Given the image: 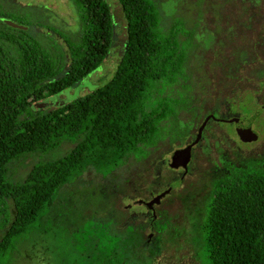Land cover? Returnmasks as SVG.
<instances>
[{"label":"rangeland","instance_id":"rangeland-1","mask_svg":"<svg viewBox=\"0 0 264 264\" xmlns=\"http://www.w3.org/2000/svg\"><path fill=\"white\" fill-rule=\"evenodd\" d=\"M106 1L113 20L109 53L79 82L47 96L44 100L53 104L38 110L89 93L115 72L125 45L126 21L118 0ZM157 1L164 30L177 21L184 30L180 40L191 44L185 65L188 108L177 115L180 123H188V133L165 136L145 156L130 157L111 171L90 168L65 184L35 228L0 254V264H104L105 253L115 249L127 251L123 257L118 254L123 264H204L197 227L212 167L223 154L237 162L264 152V107L258 108L264 103V83L257 76L264 64V0ZM19 18L31 25L19 23ZM5 24L30 28L42 44L56 45L64 53L63 35L75 39L80 32L71 0H0V29L11 31ZM253 113L256 134L243 138L231 118ZM207 115L213 116L191 149L186 169L171 167L174 151L194 139ZM75 142L66 138L46 154L13 162L11 176L24 177L34 162L62 156ZM167 187L170 191L152 209L147 206L145 201Z\"/></svg>","mask_w":264,"mask_h":264},{"label":"trees","instance_id":"trees-1","mask_svg":"<svg viewBox=\"0 0 264 264\" xmlns=\"http://www.w3.org/2000/svg\"><path fill=\"white\" fill-rule=\"evenodd\" d=\"M71 1L80 32L75 39L63 35L65 53L42 44L30 28L0 29V254L30 233L63 186L83 172L114 170L145 156L165 136L188 133L177 115L188 108L191 44L180 40L184 30L177 21L164 30L157 0H118L126 40L105 83L58 107L35 109L36 102L87 76L110 51L108 2ZM19 23L31 25L27 18ZM257 76L264 83V64ZM66 138L76 141L66 154L34 162L24 177L13 179V162L46 154ZM210 175L196 240L204 264H264V152L237 162L223 154ZM126 253L107 251L104 264H123L118 254Z\"/></svg>","mask_w":264,"mask_h":264},{"label":"water","instance_id":"water-1","mask_svg":"<svg viewBox=\"0 0 264 264\" xmlns=\"http://www.w3.org/2000/svg\"><path fill=\"white\" fill-rule=\"evenodd\" d=\"M53 104L48 102L47 100H40L38 102L35 103V108H41V107H48V105ZM210 116H206L202 122L200 123V125L198 126L197 130H196V134L194 139L187 145H185L183 148L181 149H177L174 151L171 160L169 162V165L173 168H179L181 167L182 169H186L187 164L190 160L191 157V147L193 145H195L200 136H201V132L202 129L205 126L206 121L208 120ZM256 117V113L251 114L249 117L247 118H241V117H232L231 119L235 122V132L241 136V137H252L256 134V131L252 128V123L254 118ZM213 118V117H212ZM177 153L180 154V156H177ZM171 187H167L164 190L160 191L159 193L153 195L149 200L145 201V203L147 204V206H149L150 208L153 207L154 204H157L162 197H164L169 191H170ZM139 202H142L143 200H138Z\"/></svg>","mask_w":264,"mask_h":264},{"label":"flooded vegetation","instance_id":"flooded-vegetation-1","mask_svg":"<svg viewBox=\"0 0 264 264\" xmlns=\"http://www.w3.org/2000/svg\"><path fill=\"white\" fill-rule=\"evenodd\" d=\"M211 116H213V115H211ZM211 116H210V117H211ZM213 118L216 119L215 117H213ZM220 120H222V118H221ZM252 124H253V123H252ZM189 143H190V142H189ZM189 143H187V144H189ZM187 144H186V145H187ZM194 146H195V145H193V146L191 147V149H192ZM177 156H180V154L177 153ZM171 157H172V156H171ZM151 209H152V207H151Z\"/></svg>","mask_w":264,"mask_h":264}]
</instances>
